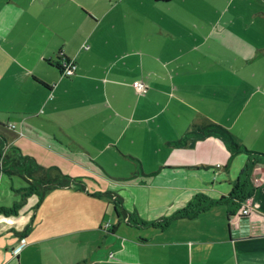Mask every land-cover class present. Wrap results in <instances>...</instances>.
<instances>
[{
	"label": "crops",
	"instance_id": "0c3cea01",
	"mask_svg": "<svg viewBox=\"0 0 264 264\" xmlns=\"http://www.w3.org/2000/svg\"><path fill=\"white\" fill-rule=\"evenodd\" d=\"M254 4L0 0L4 152L15 145L85 185L33 191L0 212V264H264V162L252 167L247 213L216 202L172 215L195 192L225 194L245 160L214 135L182 137L191 125L217 122L247 148L264 145ZM64 56L71 74L47 61ZM26 183L0 170V206Z\"/></svg>",
	"mask_w": 264,
	"mask_h": 264
},
{
	"label": "trees",
	"instance_id": "16d2710c",
	"mask_svg": "<svg viewBox=\"0 0 264 264\" xmlns=\"http://www.w3.org/2000/svg\"><path fill=\"white\" fill-rule=\"evenodd\" d=\"M61 59H67V57L64 56ZM47 61L56 65L60 70V57L53 61L47 59ZM207 134L218 137L226 145L230 154L242 150L245 153V160L242 168L240 169L236 181H234L225 194L217 198H212L202 192H195L183 206L174 210L172 213L174 216H192L198 210L216 202H223L226 205L229 216V214L240 206L245 197L250 196L253 191L254 185L250 177L251 170L255 163L264 162V152L246 148L244 144L239 143L233 137L226 127L213 121L191 125L190 128L184 132L182 137L185 138L189 136L192 138ZM4 141V136L0 133V170H4L9 174L13 172L18 173L25 178L27 183L24 186L20 200L13 202L11 205H1L0 212H15L25 196L33 191L37 192L40 197L47 189L55 186L72 184L78 188L85 187L80 177L64 173L55 165L45 166L38 162L33 155L23 153L15 145H10L11 151L5 153ZM111 200L116 207L118 206L119 211H123L117 196L112 195ZM128 215V220L143 222L132 215ZM165 219L166 217H163L156 223L161 224Z\"/></svg>",
	"mask_w": 264,
	"mask_h": 264
},
{
	"label": "rangeland",
	"instance_id": "374dc122",
	"mask_svg": "<svg viewBox=\"0 0 264 264\" xmlns=\"http://www.w3.org/2000/svg\"><path fill=\"white\" fill-rule=\"evenodd\" d=\"M254 1H255L254 6H255L256 11L257 10H263L264 11V0H254ZM259 24L264 26V18H263V20L261 19V21L256 19V25H259ZM261 45H264V40L257 39L256 40V48L254 50V52H255V54H254V57H255V59H254V71L256 74L255 83L259 87L257 90L260 93H264V50L262 49L263 46H261ZM239 61H241L240 57H239ZM241 70L242 69L240 68V71ZM256 103L257 104H263L264 103V97H262L261 101L256 102ZM2 119L3 120H1V121L5 122L4 120L6 118L2 117ZM11 128H13V127H11ZM11 128L10 127L7 128V130H6L7 135L12 133ZM248 141H251V140H248ZM257 147L258 148H253V149L264 152V150H262V149H264L263 144H257ZM246 148H247V146H246Z\"/></svg>",
	"mask_w": 264,
	"mask_h": 264
},
{
	"label": "built area",
	"instance_id": "2783aa9c",
	"mask_svg": "<svg viewBox=\"0 0 264 264\" xmlns=\"http://www.w3.org/2000/svg\"><path fill=\"white\" fill-rule=\"evenodd\" d=\"M60 64H61L60 71L63 74H71L74 71L75 66H76L75 61L71 58L60 59ZM132 84L137 90L141 91L144 89V84L138 79L133 80ZM8 126L14 127V123L9 122ZM248 211H249V196L245 197V199L242 201V203L240 204V206L237 209V212H239V213H247ZM108 225H109L108 221L103 222L104 227H107Z\"/></svg>",
	"mask_w": 264,
	"mask_h": 264
}]
</instances>
